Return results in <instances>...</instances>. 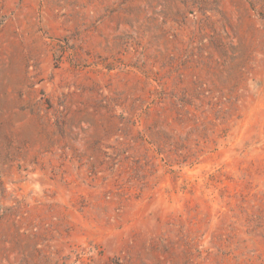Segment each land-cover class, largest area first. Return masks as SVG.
I'll use <instances>...</instances> for the list:
<instances>
[{
  "label": "rangeland",
  "instance_id": "374dc122",
  "mask_svg": "<svg viewBox=\"0 0 264 264\" xmlns=\"http://www.w3.org/2000/svg\"><path fill=\"white\" fill-rule=\"evenodd\" d=\"M0 264H264V0H0Z\"/></svg>",
  "mask_w": 264,
  "mask_h": 264
}]
</instances>
